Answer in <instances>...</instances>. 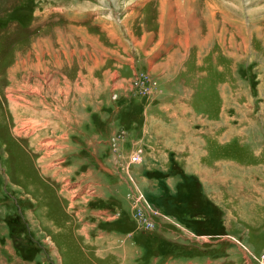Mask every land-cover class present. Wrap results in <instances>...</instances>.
<instances>
[{
  "label": "rangeland",
  "instance_id": "obj_1",
  "mask_svg": "<svg viewBox=\"0 0 264 264\" xmlns=\"http://www.w3.org/2000/svg\"><path fill=\"white\" fill-rule=\"evenodd\" d=\"M263 158L264 0H0V264H264Z\"/></svg>",
  "mask_w": 264,
  "mask_h": 264
},
{
  "label": "crops",
  "instance_id": "obj_2",
  "mask_svg": "<svg viewBox=\"0 0 264 264\" xmlns=\"http://www.w3.org/2000/svg\"><path fill=\"white\" fill-rule=\"evenodd\" d=\"M147 59H148V57H147ZM159 85H161V84H159ZM155 123H156L155 122V118H152L148 122V125L151 128L149 130H155V126H157V125H155ZM152 133L154 135V133L156 134L157 132L156 131H153ZM166 136L168 137V134H166ZM174 137L176 138V137H179V136L178 135H174ZM203 138H204V141H203V144H202L201 143V139H203ZM196 140L198 141L197 147H198V150L200 152V154H199L200 156L202 155V153H201V151H202V145H205L206 146L207 145V142L212 141V142L215 143V141H216L215 138H214V140L211 139V137H210V139L207 138V136H205V134L202 131H201V134L199 133L198 135H196ZM176 141H178V140H176ZM169 144H171V142ZM207 147H208V149H210V146H207ZM156 149H158V147L155 146L152 149V151H151L152 152V155L154 154L155 157H157V155L155 153H158L159 152V151L156 152ZM161 156H158L157 158H159ZM151 157L153 159H155L153 156H151ZM226 161L229 163V165L227 167L234 168V163H233L234 159L226 158ZM153 162H154V160H153ZM160 162H162V161H160ZM243 162H246V160H243ZM262 162H264V158H263V161L260 159L259 161L253 162V163L248 161L249 164H252L253 167H256L257 168V170L254 168V172H255V175L258 178V181H255V182H257V184H254V182H253L254 187H251V188L248 187L249 189H248L247 192L244 191L243 193H240V194H238V193L237 194L236 193L234 194V192L232 190H231V192H229L232 196H238V197H240V198H235V199H238V201H237L238 202L237 203L238 206L240 208H242L243 210L245 209V211H242L243 212L242 213L243 215H240L239 213L234 212V210H233L234 208H232L231 209V212L229 211V212H227L225 214L226 215V218H227V219L225 218V220L227 221L226 224H225L226 225L225 227L228 230H227V233L224 236H227V237L230 236V237L235 238V240H236V239H239V236H240V238H242L246 232H247V234H249V231H253V234H257L258 233V230H261L264 227V163H262ZM143 170L146 171L145 169H143ZM137 172L140 173V174L142 173L141 169L139 171H137ZM228 172H230V170ZM252 174H254V173H252ZM142 178H144V177H142ZM247 178L250 179V176H247ZM173 179H174V181L171 182L170 187H173V183H175V181L177 180L176 178H173ZM131 183L134 184L133 181ZM258 183L261 184L262 188H261V186L258 185ZM234 184H235L234 183V180L232 179L231 176H229V177L226 178V182L224 184L226 190H223V193H222V196L221 197H223L224 199H226L229 202H230V197H226V196H228L227 188L228 189L229 188H232V186ZM255 185H257V189H256V186ZM203 188L205 189V187H203ZM207 188L209 190V187H207ZM220 188L224 189L223 188V185L220 186ZM208 190H206L205 192L203 191V192L206 195H211L212 192H207ZM140 196L143 197L141 194H140ZM212 198H213V196H212ZM215 199H217V198L216 197L213 198V200H214L213 204H217V201ZM244 205H246V208H244ZM228 206L230 207V204ZM124 220L125 219L121 220L118 223H121L120 225H123V224L125 225L126 224V221L124 223ZM116 221H118V220H116ZM229 221H230V223H229ZM233 222H238V224H241V228L243 229V231L241 230V228H240V231H239L238 230L239 229L238 226H234L233 225ZM117 228H119V227H117ZM132 228H133V226H132ZM241 231H242V233H241ZM227 237L224 238L225 243L228 244L232 248L235 247L236 245L234 246L233 242H231V241H234V240L233 239H229ZM222 239H223V237H222ZM205 240L208 243L209 240H207V239H205ZM228 241H230V242H228ZM220 245L221 244H219V246ZM228 245H226L227 250L229 249ZM259 246H261V245L259 244ZM221 247H223V246H221ZM101 257H103V256H101ZM169 258H170V254L165 258V260H168ZM178 262L179 263L182 262L181 258H178Z\"/></svg>",
  "mask_w": 264,
  "mask_h": 264
},
{
  "label": "built area",
  "instance_id": "obj_3",
  "mask_svg": "<svg viewBox=\"0 0 264 264\" xmlns=\"http://www.w3.org/2000/svg\"><path fill=\"white\" fill-rule=\"evenodd\" d=\"M138 160H139V156H138L137 152H135V153H131V154H130V156H129V162H137ZM140 197H141V196L138 195V198H139V199H141ZM132 199L134 200L135 203L138 204L137 206L139 207L140 210L145 211V214H144V215H145V217H146L147 220H148L147 223H148V224H150V223H151V224L156 223V222H154V220L151 219V216H150L149 212L145 209L144 205L141 204L143 200H142V199H141L142 201H141V200H137V199L134 197V194H133V193H132ZM143 202H144V201H143Z\"/></svg>",
  "mask_w": 264,
  "mask_h": 264
},
{
  "label": "bare ground",
  "instance_id": "obj_4",
  "mask_svg": "<svg viewBox=\"0 0 264 264\" xmlns=\"http://www.w3.org/2000/svg\"><path fill=\"white\" fill-rule=\"evenodd\" d=\"M63 82H64V81H63ZM27 106H28V105H27ZM31 106H32V107H35V105H33V104H32ZM14 107H15V106H14ZM32 107H29V106H28V107H26V110H28V109H30V110H35V109H36V108H35V109H32ZM17 108H19V107H17ZM28 111H29V110H28ZM28 111H27V112H28ZM24 112H26V111L24 110ZM27 112H26V113H27ZM34 112H35V111H34ZM28 113H29V112H28ZM28 113H27V114H28ZM37 113H38V112L36 111V112L34 113V115H36ZM44 113L46 114V112H43V111H42L41 113H39V115H40V114L43 115ZM45 114H44V115H45ZM44 115H43V116H44ZM19 116H20V115H19ZM15 126H16V125H15ZM134 197H135V195H134ZM139 200H140V199H139Z\"/></svg>",
  "mask_w": 264,
  "mask_h": 264
}]
</instances>
